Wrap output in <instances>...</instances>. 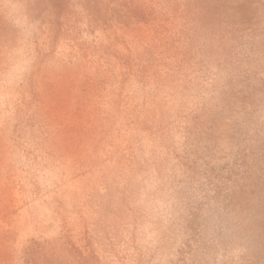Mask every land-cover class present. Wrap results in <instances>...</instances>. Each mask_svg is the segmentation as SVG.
I'll return each mask as SVG.
<instances>
[{
  "label": "rangeland",
  "instance_id": "374dc122",
  "mask_svg": "<svg viewBox=\"0 0 264 264\" xmlns=\"http://www.w3.org/2000/svg\"><path fill=\"white\" fill-rule=\"evenodd\" d=\"M0 264H264V0H0Z\"/></svg>",
  "mask_w": 264,
  "mask_h": 264
}]
</instances>
